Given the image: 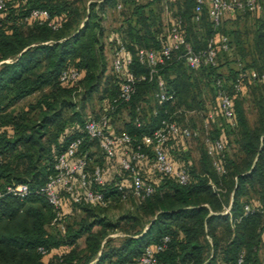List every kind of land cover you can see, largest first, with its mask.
<instances>
[{
    "label": "trees",
    "instance_id": "16d2710c",
    "mask_svg": "<svg viewBox=\"0 0 264 264\" xmlns=\"http://www.w3.org/2000/svg\"><path fill=\"white\" fill-rule=\"evenodd\" d=\"M119 2L121 7L117 8ZM194 6L195 0L5 1L0 8V191L4 193L12 184H26L29 193L22 198L12 194L0 198V264H139L145 248L165 236L169 242L157 255V264H237L241 254L243 264H261L264 82L243 80L246 88L252 85L248 94L255 111L252 124L239 97L244 92H240L234 98L233 121L219 113L225 126L214 127L213 118H207L209 113L198 125H182L201 129L200 136L194 137H201L204 143L198 167L187 159L176 163L189 175L183 185L172 177L152 174L144 166V179L154 189L144 199L132 196L128 173L119 165V153L106 158L98 142L88 139L82 130L91 116L107 113L111 120L126 109L124 129L116 133L127 132L133 144L140 143L142 136L152 133L163 119L181 124L184 113L201 112L194 104L202 102L203 86L217 97L221 90L232 93L241 73H264V3L259 14L237 10L217 27L208 15L207 4L198 21L194 19ZM35 9L46 10L49 18L31 17ZM173 16L182 19L185 38L194 50L206 47L217 33L227 37L228 49L218 50L215 65L192 69L180 55L184 51L181 47L160 68L165 90L174 94L173 100L159 103L156 81L142 80L128 102L111 109L122 81V75L111 66L114 48L122 42L132 54L130 69L147 74L148 67L138 60L136 51L160 49L166 39L168 18ZM232 16L251 18L252 23L247 27L235 21L234 27L227 29L225 24ZM48 20L59 23L58 28L48 25ZM231 49L237 63L234 68L228 66ZM109 62L111 73L107 75ZM69 68L77 69L79 77L61 80V74ZM102 86L103 108L97 115L84 117V101ZM33 94H38L34 103L16 109ZM204 131L212 140L225 139L224 149L215 157L207 152ZM77 136H85L77 154L86 153L88 172L92 174L99 166L105 175L103 184L90 177L88 187L103 192L108 204L74 203L61 191L67 203L61 219L55 221V212L40 189L54 174L57 157ZM183 140L167 142L166 150L173 160L184 151L180 144ZM144 148L152 158V149ZM214 158L224 173L215 169ZM121 184L125 185L122 191L118 190ZM127 199L141 202L137 213L111 221L105 211ZM246 205L255 211L246 213ZM227 207L229 214H224ZM70 209H78L84 216L75 220ZM122 223L131 225V229H121ZM51 224L63 234L49 232ZM117 231H125V236L118 237L115 244L108 236ZM80 239H84L82 248L78 246ZM47 257L50 260L46 262Z\"/></svg>",
    "mask_w": 264,
    "mask_h": 264
},
{
    "label": "built area",
    "instance_id": "2783aa9c",
    "mask_svg": "<svg viewBox=\"0 0 264 264\" xmlns=\"http://www.w3.org/2000/svg\"><path fill=\"white\" fill-rule=\"evenodd\" d=\"M5 1L0 0V8L4 6ZM263 3L264 0H195L194 19L196 21L200 19L204 5L207 4L208 15L214 27H217L225 17L233 15L237 10H248L252 14H259ZM120 7L121 2L117 4V8ZM167 8L165 4L164 9L166 13ZM31 17L46 20L49 18V14L46 10L35 9L31 11ZM168 22L169 27L166 39L160 49L139 48L136 51L138 60L148 67L147 74L134 73L130 69L132 54L122 42H119L117 47L114 48L111 66L115 72L122 75V81L119 94L113 100V105L110 106L111 109H114L118 104L128 102L136 90L137 83L142 80L156 81L158 87L156 97L159 103L173 100L174 94L165 90V81L160 73V68L181 47L184 48V51L180 55L192 69H197L204 65H215L218 50L228 49L227 37L217 33L209 39L206 47L194 50L185 38L182 19L173 16L168 18ZM47 24L54 29L59 26V23L52 22L51 20H48ZM78 77L79 71L75 68H69L61 74V80H76ZM245 78L248 80L258 79L264 82V73L258 74L254 70L245 71L235 80L232 93L221 90L217 94L218 113L230 122L233 121L235 114L234 98L240 92L245 91L246 86L243 82ZM207 118H213V114L209 113ZM207 118L203 122L204 130L207 126ZM82 130L88 139H94L98 142L106 158H112L119 153V165L123 171L128 173L131 194L137 199H144L150 196L154 190L153 185L144 179L142 173L144 166L152 174L169 176L174 178L179 184H187L189 175L186 169L174 162L166 150V145L169 140L190 139L200 136L201 132L199 127L191 128L189 126H182L175 120L163 119L152 133L144 134L140 143L133 144V139L127 132L116 133L110 130L107 113H103L99 117H89L84 122ZM207 134L206 132L205 137L204 131L207 152L215 157L216 154H220L224 149L225 139L222 137L212 140ZM85 136H77L69 141L65 151L56 159L54 174L48 178L45 186L40 189V193L55 212V221L61 219L63 208L67 203L65 195H62L61 191L68 195L69 199L74 203L85 202L102 207L108 204V200L105 199L103 192L95 191L88 187L90 177L97 184H103L105 175L99 166H95L92 174H90L87 170L86 153L77 154L84 143ZM146 146L152 149V158L148 157L147 151L144 148ZM213 165L219 173H224L216 158L213 160ZM124 186V184L119 185L118 190L122 191ZM213 189L219 191L215 186H213ZM28 193L29 188L26 184H12L5 188L4 193L0 191V198L4 194H12L22 198ZM229 210L230 208L227 207L224 210V214H229ZM244 210L246 213H251L255 211V208L246 205ZM60 229H63L62 225ZM168 242L169 238L165 236L159 243L146 247L139 259V264H157V255L166 248ZM237 264H243V254L238 257ZM261 264H264V258Z\"/></svg>",
    "mask_w": 264,
    "mask_h": 264
},
{
    "label": "rangeland",
    "instance_id": "374dc122",
    "mask_svg": "<svg viewBox=\"0 0 264 264\" xmlns=\"http://www.w3.org/2000/svg\"><path fill=\"white\" fill-rule=\"evenodd\" d=\"M237 19H238V21H237ZM235 21L240 22L241 26L244 23H246L247 27H250V24L252 23L251 18L241 17L239 19V18H236V16H234L232 18V20H230L229 23L225 24V27L227 29L228 28L231 29L232 27H234ZM242 30H243V28H242ZM108 53H110V52H108ZM234 59H235L234 52L231 49V51L229 53V62H230V64L228 65L229 67L234 68L237 66L236 61H235V63L233 62ZM226 68H227V66L223 67V69H226ZM110 69L111 68H110V62H109L107 75H109L111 73ZM103 86L100 88V91H95L94 93H92L91 97L86 98V100L84 101L83 110H82L84 117L89 116V115H97L98 113H100L101 109L103 108V103H104V100H103L104 98L101 97V95L103 94V88H104ZM251 86L249 88H246L244 91V94L239 95V97L243 98V100H244L247 115H248L250 123L252 124L255 121V111L253 109V105L250 102V96L248 95L250 93ZM37 96H38V94H33L29 97H26L16 106V109L19 110L22 108H27L28 103H31V102L34 103ZM103 97L106 98V95H104ZM202 99L203 100L201 103L194 104L195 108L200 109L201 112H199V113H195V112L184 113L182 115L183 116L182 119H180L181 125H185V124L191 125L192 122L195 125H198V124H200L204 114L212 113L213 114L212 125L214 127L215 126H217V127L218 126L219 127L225 126L224 120L222 119V117L218 113L216 95L212 94L209 91H205V87L203 86ZM79 106H80V104H79ZM126 121H127V110L121 109L111 120H109L110 130H112L114 132L122 131L124 129V123ZM180 144L184 147V151H181L182 154H180L178 156L176 155L177 157L174 158V162L178 164L180 162V160L187 159V160H189V162L192 165L198 167L199 158H200L201 152L204 148V143H203L202 138L200 137V138L186 139V140H183L182 142H180ZM93 149H94V151H98L97 154L99 155L100 151L96 145H94ZM140 203L141 202L139 200H134V199L123 200L119 203L112 204L109 207V209H107L105 211V214L111 221L115 222L119 217L126 216V215H135L138 211L137 209H138V206L140 205ZM69 213H72L71 216L74 217L75 220H79L80 218H82L84 216L83 213L78 209H75L74 211H72V209H70ZM64 224L66 226L67 220H65ZM121 226H122L121 229H123V230H130L131 229V225L126 224V223H122ZM48 230H49V232L54 233V234H59V235L63 234L60 230H58L52 224L50 226H48ZM124 232L125 231H117L113 234H110L108 237L114 238V240H115L114 243L118 244L119 241L117 238L125 236ZM78 246H79V248H82L84 246V239L79 240ZM260 253H261V258L263 259L264 258V243L261 246V252ZM44 260L47 262L50 259H49V257H47V258H44Z\"/></svg>",
    "mask_w": 264,
    "mask_h": 264
},
{
    "label": "water",
    "instance_id": "95a60500",
    "mask_svg": "<svg viewBox=\"0 0 264 264\" xmlns=\"http://www.w3.org/2000/svg\"><path fill=\"white\" fill-rule=\"evenodd\" d=\"M146 229H148V228H146ZM146 229H145V230H146Z\"/></svg>",
    "mask_w": 264,
    "mask_h": 264
}]
</instances>
